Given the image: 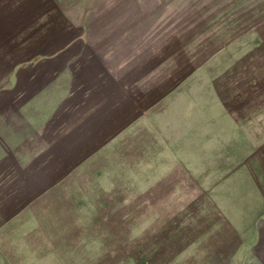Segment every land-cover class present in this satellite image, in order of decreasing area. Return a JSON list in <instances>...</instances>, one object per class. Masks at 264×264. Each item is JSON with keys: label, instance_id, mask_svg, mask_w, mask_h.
Here are the masks:
<instances>
[{"label": "rangeland", "instance_id": "rangeland-1", "mask_svg": "<svg viewBox=\"0 0 264 264\" xmlns=\"http://www.w3.org/2000/svg\"><path fill=\"white\" fill-rule=\"evenodd\" d=\"M263 19L0 0V264H264Z\"/></svg>", "mask_w": 264, "mask_h": 264}, {"label": "crops", "instance_id": "crops-1", "mask_svg": "<svg viewBox=\"0 0 264 264\" xmlns=\"http://www.w3.org/2000/svg\"><path fill=\"white\" fill-rule=\"evenodd\" d=\"M245 36H248V40L246 42L242 41V46L240 49V52H258L257 56V72L264 73V60L262 61L259 57L261 52H264V19L258 23H256V27L252 30H250L248 33L245 34ZM264 56V54H263ZM262 56V57H263ZM260 84V82H259ZM261 85H264V82L261 83ZM258 88L260 86H257ZM255 97L257 99H255ZM254 98H251L250 100L247 98L245 104L249 105V101L252 104H260V99L258 98V94ZM264 102L262 99L261 103Z\"/></svg>", "mask_w": 264, "mask_h": 264}]
</instances>
